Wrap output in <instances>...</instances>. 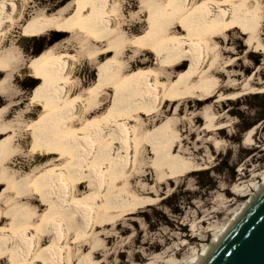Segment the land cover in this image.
<instances>
[{"label": "bare ground", "instance_id": "obj_1", "mask_svg": "<svg viewBox=\"0 0 264 264\" xmlns=\"http://www.w3.org/2000/svg\"><path fill=\"white\" fill-rule=\"evenodd\" d=\"M127 2L72 0L55 14L38 13L24 27V38L54 33L68 35V41L21 69L40 85L28 112H41L7 121L10 106L0 108V261L103 264L97 255L109 227L162 200L131 189L149 149L160 183L200 167L178 130L183 105L189 102V111L190 101L204 106L202 116L191 111L193 123L205 121L194 131L200 141L228 127L218 114L222 103L264 92L256 75L241 83L230 72L241 56L227 39L238 30L247 37L242 45L247 57L264 54V0H141L130 21ZM26 7L27 0H0V73H7L1 92L21 60L18 49L5 50L3 43ZM135 19L146 30L127 29ZM73 44L77 54L62 50ZM131 48L136 53L128 59ZM142 53L153 62L132 66ZM80 58L96 67L98 79L87 87L76 73ZM168 105L175 107L173 116L156 120ZM22 136L27 137L21 141ZM17 158H27L26 164L18 167ZM144 181L142 187L148 185ZM262 184L264 177L236 185L235 191L252 197ZM242 209L189 264L206 256Z\"/></svg>", "mask_w": 264, "mask_h": 264}, {"label": "rangeland", "instance_id": "obj_2", "mask_svg": "<svg viewBox=\"0 0 264 264\" xmlns=\"http://www.w3.org/2000/svg\"><path fill=\"white\" fill-rule=\"evenodd\" d=\"M71 1L27 0V7L20 22L3 43L5 50L18 49L21 57L20 64L8 82V90L0 91V108L10 106L5 116L7 121L22 120V117L19 118L22 115L24 120L29 118L32 111L28 112V107L36 93L35 90L40 87L29 74L24 76L21 69L31 64L38 55L50 47L68 41V35L58 36L54 33L41 35L35 39L24 38L26 23L41 12H46L48 15L55 14L58 9ZM139 1L141 0H134V3L130 4L128 0L126 3L129 21L130 14L138 11ZM127 29L136 32L144 31L146 27L135 19ZM261 33L264 38V23ZM246 38L238 30L227 38L230 41L228 48H238L241 56V60L230 72L239 75L241 83H244L247 77L256 75V83L259 87H264V54L253 53L247 57L249 49L242 46ZM76 46V44L65 45L62 50L69 49L73 54H77ZM135 53L136 49L131 48L126 56L131 59ZM148 62L153 61L142 53L134 57L130 63L132 66L136 64L137 67V63ZM260 69L262 72L259 71ZM76 73L79 81L86 87L98 79L96 67L85 58H80ZM6 76L7 73L1 72L0 82ZM225 78L223 84H227ZM187 104L189 105V102L183 105L178 116L180 118H178V130L183 135L184 145L189 149L191 158L200 167L191 175L174 178L168 183L167 181L160 183L156 169L152 168L155 155L149 149V154L146 156L147 163L143 165L141 173L133 177L131 189L140 195L147 194L151 197H160L162 200L140 209V214L137 216L128 218L124 215L118 218L117 226L109 227L108 232L102 236L105 248L102 247L97 255L99 260L104 261L103 264H127L129 258L135 264L151 262L152 264H189L194 254L215 238L218 228L227 226L233 215L235 216V212L240 211L251 199L249 191L236 192L235 186L244 182L247 184L259 182L264 177V92L247 94L236 101L222 103L218 114L221 113L224 117L223 122L228 127L218 135L216 132L212 134L213 136L203 134L200 141L194 131L203 128L205 121L193 123L191 114L194 111L196 115L202 116L204 106L198 108L193 101H190L191 112L186 107ZM40 110L39 108L38 111L33 112L38 113ZM174 110L175 107L166 106L156 120H166L168 116H173ZM250 131L253 132V141L248 143L246 137ZM26 137L22 136L20 140L23 141ZM215 137L219 144H216ZM22 149L26 150L23 147ZM22 159H16L15 164L18 167L26 164L27 158ZM144 179L148 183L146 187L140 185V182H145ZM71 242L73 247L77 246L73 239ZM80 245L81 243L78 244ZM5 262L10 264L7 259L0 261V264Z\"/></svg>", "mask_w": 264, "mask_h": 264}, {"label": "water", "instance_id": "obj_3", "mask_svg": "<svg viewBox=\"0 0 264 264\" xmlns=\"http://www.w3.org/2000/svg\"><path fill=\"white\" fill-rule=\"evenodd\" d=\"M198 264H264V184Z\"/></svg>", "mask_w": 264, "mask_h": 264}, {"label": "snow or ice", "instance_id": "obj_4", "mask_svg": "<svg viewBox=\"0 0 264 264\" xmlns=\"http://www.w3.org/2000/svg\"><path fill=\"white\" fill-rule=\"evenodd\" d=\"M129 3L130 4H133L134 3V0H129ZM5 264H6V262H5ZM127 264H135V262L131 258H129Z\"/></svg>", "mask_w": 264, "mask_h": 264}]
</instances>
